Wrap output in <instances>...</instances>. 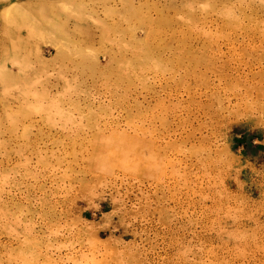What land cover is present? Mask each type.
Returning a JSON list of instances; mask_svg holds the SVG:
<instances>
[{
    "label": "rangeland",
    "instance_id": "obj_1",
    "mask_svg": "<svg viewBox=\"0 0 264 264\" xmlns=\"http://www.w3.org/2000/svg\"><path fill=\"white\" fill-rule=\"evenodd\" d=\"M0 264H264V0H0Z\"/></svg>",
    "mask_w": 264,
    "mask_h": 264
}]
</instances>
